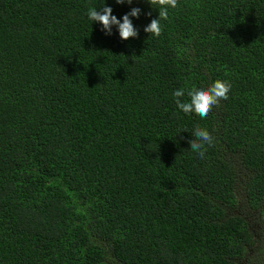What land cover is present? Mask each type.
I'll return each mask as SVG.
<instances>
[{
	"label": "trees",
	"instance_id": "16d2710c",
	"mask_svg": "<svg viewBox=\"0 0 264 264\" xmlns=\"http://www.w3.org/2000/svg\"><path fill=\"white\" fill-rule=\"evenodd\" d=\"M168 12L157 38L147 0H0V264H264V0ZM217 80L207 119L176 105Z\"/></svg>",
	"mask_w": 264,
	"mask_h": 264
},
{
	"label": "clouds",
	"instance_id": "9594fccd",
	"mask_svg": "<svg viewBox=\"0 0 264 264\" xmlns=\"http://www.w3.org/2000/svg\"><path fill=\"white\" fill-rule=\"evenodd\" d=\"M117 4L123 5L125 3L131 5L133 0H115ZM137 3L140 0H136ZM147 2L153 7L159 9V18L152 19L151 23L147 25L144 31L150 36L160 37L163 29L161 26V20H168V9H175L178 7V0H147ZM111 7L104 6L102 11H97L96 8H90L88 17L93 22L101 24L102 31L107 35H112L113 26H116L119 31V36L123 41H128L133 38H138L139 32L134 27L130 17H136L137 19L141 15V9L133 8L129 13L123 16V20L117 19L113 14ZM147 15L151 16V12ZM231 91L230 83L226 81L217 80L208 88L197 89L195 87L187 91L189 101H183L185 97V89L176 90L173 95L175 97V103L180 110L185 114L195 113L202 119H207L212 110L219 106L222 100L229 98L228 94ZM195 139L190 141L191 151L196 152L200 158H204L207 147L214 145V137L205 129L197 127L192 133ZM207 146V147H206Z\"/></svg>",
	"mask_w": 264,
	"mask_h": 264
},
{
	"label": "rangeland",
	"instance_id": "374dc122",
	"mask_svg": "<svg viewBox=\"0 0 264 264\" xmlns=\"http://www.w3.org/2000/svg\"><path fill=\"white\" fill-rule=\"evenodd\" d=\"M240 199H243V197H241Z\"/></svg>",
	"mask_w": 264,
	"mask_h": 264
}]
</instances>
